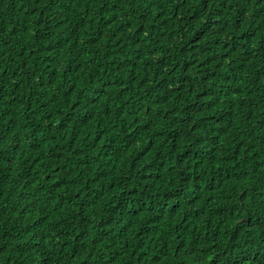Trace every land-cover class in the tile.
Returning <instances> with one entry per match:
<instances>
[{
	"label": "trees",
	"instance_id": "obj_1",
	"mask_svg": "<svg viewBox=\"0 0 264 264\" xmlns=\"http://www.w3.org/2000/svg\"><path fill=\"white\" fill-rule=\"evenodd\" d=\"M0 264H264V0H0Z\"/></svg>",
	"mask_w": 264,
	"mask_h": 264
}]
</instances>
